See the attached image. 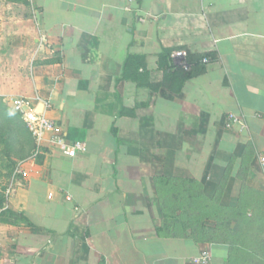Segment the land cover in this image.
<instances>
[{
	"label": "crops",
	"instance_id": "0c3cea01",
	"mask_svg": "<svg viewBox=\"0 0 264 264\" xmlns=\"http://www.w3.org/2000/svg\"><path fill=\"white\" fill-rule=\"evenodd\" d=\"M29 2L39 62L15 97L47 102L56 128L4 192L30 223L0 222V264H197L205 250L210 264H264V0ZM163 49L207 56L205 72L167 85ZM129 54L145 56L152 89L118 82ZM183 197L201 232L234 241H197L177 213L167 233L163 207Z\"/></svg>",
	"mask_w": 264,
	"mask_h": 264
},
{
	"label": "rangeland",
	"instance_id": "374dc122",
	"mask_svg": "<svg viewBox=\"0 0 264 264\" xmlns=\"http://www.w3.org/2000/svg\"><path fill=\"white\" fill-rule=\"evenodd\" d=\"M37 38V19L29 0H0V158L3 163V168H0L1 189L9 187L19 176L17 174V177H14L20 164L37 153L36 144L26 125L10 105L12 97L31 93L32 67L39 62L38 59H34L39 49ZM12 163L14 169L7 175L4 166ZM189 198L183 197L181 200L183 205L177 208L169 204L163 207L166 218L163 227L167 233L171 232L170 226L174 225L173 219L177 213L181 215L177 219L183 226L192 228V235L197 241H201L202 238L207 241L230 239L234 241L229 237L231 233L228 230H219L216 226L201 232L194 221L203 210L198 204L189 205ZM169 200L171 198L168 195L165 202ZM218 213L219 208L209 207V214L212 217H216ZM225 228L228 229L227 226ZM246 259L247 256L235 255L232 264H245L243 260Z\"/></svg>",
	"mask_w": 264,
	"mask_h": 264
},
{
	"label": "trees",
	"instance_id": "16d2710c",
	"mask_svg": "<svg viewBox=\"0 0 264 264\" xmlns=\"http://www.w3.org/2000/svg\"><path fill=\"white\" fill-rule=\"evenodd\" d=\"M189 68L185 70L183 67L176 66L173 63L172 53L167 49H163L159 55V69L164 74L163 82L167 85H172L173 88H181L186 81L202 75L205 72V63L207 56H201L195 60L186 59ZM133 81L141 87L153 88L150 83V72L147 70L145 63V56L129 54L123 66L122 75L118 82ZM16 113V112H15ZM17 114V113H16ZM121 115L135 117V111L123 108L120 112ZM14 163L5 165L7 175L11 174L14 169ZM0 168H3V163L0 158ZM5 189L0 188V222L1 223H15L25 222L30 223L22 213H14L6 208L7 197L4 194Z\"/></svg>",
	"mask_w": 264,
	"mask_h": 264
},
{
	"label": "built area",
	"instance_id": "2783aa9c",
	"mask_svg": "<svg viewBox=\"0 0 264 264\" xmlns=\"http://www.w3.org/2000/svg\"><path fill=\"white\" fill-rule=\"evenodd\" d=\"M178 55V54H176ZM173 55L172 57L176 56ZM40 98L38 96L33 97H12L10 99V105L14 109V111L22 118L24 124L26 125V128L28 129L30 135L32 136L36 148L37 153H39V145L44 137V135L47 132L53 131L56 128V124L54 121L49 119L45 115V111L50 107L49 104L46 102L44 103V109H40ZM237 118L234 114L228 115V121L229 124L235 123ZM58 143L63 144L62 140H58ZM66 146V145H65ZM84 145L81 143H76L72 146L66 147V155L68 157L74 158L76 156V153L78 151H83ZM264 166V161H263ZM17 174H19V168L15 172V176L17 177ZM11 186L6 189L5 194L9 195L11 192ZM68 201H72V198L70 196H67ZM212 258V254L209 250H205L201 253L199 259H197V264H210Z\"/></svg>",
	"mask_w": 264,
	"mask_h": 264
},
{
	"label": "water",
	"instance_id": "95a60500",
	"mask_svg": "<svg viewBox=\"0 0 264 264\" xmlns=\"http://www.w3.org/2000/svg\"><path fill=\"white\" fill-rule=\"evenodd\" d=\"M172 59H173V63L176 66L183 67L185 70H187L189 68L187 61H186V58L183 55L178 54V55L172 57Z\"/></svg>",
	"mask_w": 264,
	"mask_h": 264
}]
</instances>
